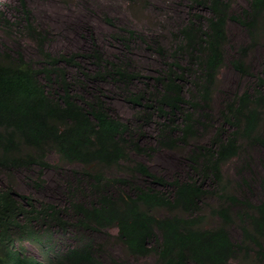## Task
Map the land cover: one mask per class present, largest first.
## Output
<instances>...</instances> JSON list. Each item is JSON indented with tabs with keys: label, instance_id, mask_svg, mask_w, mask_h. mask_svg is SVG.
I'll list each match as a JSON object with an SVG mask.
<instances>
[{
	"label": "trees",
	"instance_id": "16d2710c",
	"mask_svg": "<svg viewBox=\"0 0 264 264\" xmlns=\"http://www.w3.org/2000/svg\"><path fill=\"white\" fill-rule=\"evenodd\" d=\"M27 1L18 0L20 16L14 20L0 8L3 32L11 35L17 28L27 33L41 58L34 65L21 52L0 50V169L10 179L0 188V264H107L103 244L94 236L109 229L117 230L110 237L127 254L154 256L155 264H238L235 259L243 252L244 261L252 252L263 261L264 202L254 203L247 192L243 197L229 193L232 180L224 166L239 158L246 145L264 147V64L257 75L247 62L264 32V0H248L239 15L232 13V0H194L205 12L191 14L178 31L172 55L157 43L164 63L151 76L131 68V58L109 60L97 47L53 55L46 48L48 32L37 27ZM231 20L250 37L231 64L255 82L216 112L214 96ZM116 36L129 42L139 34L123 29ZM68 67L76 69V76ZM101 82L122 88L135 108L134 126L111 113L100 91L88 88ZM136 82L144 86L134 89ZM153 123L156 145L147 148L141 138ZM204 137L205 142L197 141ZM181 145L189 147L190 172L184 178L168 180L132 158V153L150 157L149 152ZM51 151L62 162L82 167L75 172L66 207L18 195L12 183L14 171L35 166L42 179L43 171L53 168ZM114 169L124 175L108 174ZM136 176L146 184H137ZM246 184L241 177L237 185L242 189ZM209 196L223 205L211 207ZM209 207L219 223L206 224L204 209ZM156 209L167 214L158 216ZM235 209L243 234L239 242L228 228ZM26 243L37 256L28 254ZM109 258L113 264H132Z\"/></svg>",
	"mask_w": 264,
	"mask_h": 264
},
{
	"label": "rangeland",
	"instance_id": "374dc122",
	"mask_svg": "<svg viewBox=\"0 0 264 264\" xmlns=\"http://www.w3.org/2000/svg\"><path fill=\"white\" fill-rule=\"evenodd\" d=\"M232 13L239 15L248 5V0H232ZM27 4L34 16L35 24L40 30L48 32L46 48L53 55H71L89 53L98 48L109 60L117 58H131V68L141 71L145 76L153 75L163 65V59L156 51L157 43L164 46L170 55L176 45L178 31L188 21L191 14L205 12L194 3V0H28ZM0 8L13 20L20 16L18 0H0ZM112 20V22L108 20ZM123 29L135 30L139 37L129 42L121 41L117 34ZM229 42L226 46V63L220 72L219 84L214 96V109L219 112L223 101H227L234 94L252 86L255 80L250 76H241L234 69L231 60L237 56V51L250 43L246 29L237 21H229L227 26ZM259 45L252 50L247 58L252 73L260 74L264 64V32ZM9 49L13 54L21 52L24 57L37 65L41 58L36 44L24 31L13 28L11 35L3 32L0 25V50ZM167 53L166 56L169 57ZM90 69H95L93 62L80 59ZM70 76H76L77 71L68 67ZM143 82H136L134 89L142 88ZM83 88V87H81ZM88 88L94 92L97 89L105 98L111 113L124 122L135 124V108L124 99L122 88L114 83H90ZM87 88V89H88ZM77 90H81L77 87ZM88 94V93H87ZM146 135L141 138L147 148L156 145V124L147 125ZM204 137L197 141L205 142ZM192 141L191 144L197 142ZM189 147L181 145L178 149H159L149 152L150 157L132 153V158L145 162L152 172L172 180L177 175L184 178L189 172L187 153ZM53 168L45 169L40 177L41 169L37 166L23 168L12 173V183L18 195L32 196L38 202L54 203L62 207L70 203V193L76 185V171H81L79 164L62 162L55 152L48 155ZM249 163V165H245ZM9 173V172H8ZM7 173V174H8ZM224 173L232 180L229 193H237L243 197L244 193L251 196L254 203L264 202V147L244 146L239 158L224 166ZM111 176L124 175L114 169L109 170ZM245 177L249 184L239 189L237 185ZM44 180V182H42ZM137 184H146L142 176H136ZM10 181L0 169V188ZM39 184V186H38ZM250 186V187H248ZM81 198V196H78ZM207 203L213 208H219L223 202L218 197L209 196ZM209 215L206 224L219 223V218L211 215V209H204ZM154 213L164 216V209H156ZM233 213V224L229 225L231 238L239 242L242 240L240 220ZM116 229H109L94 236L97 242L103 244L102 258L107 264H113L109 257L129 261L132 264H155V257L146 258L130 256L111 235H116ZM28 254L37 256L36 249L26 243ZM244 252L237 256L238 264H264L254 252L244 261ZM194 264V263H192Z\"/></svg>",
	"mask_w": 264,
	"mask_h": 264
}]
</instances>
